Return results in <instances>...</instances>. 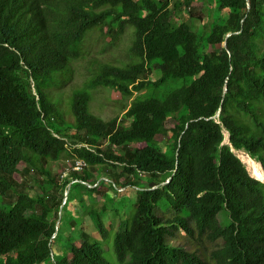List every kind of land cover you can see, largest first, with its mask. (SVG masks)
I'll return each instance as SVG.
<instances>
[{"label":"trees","instance_id":"trees-1","mask_svg":"<svg viewBox=\"0 0 264 264\" xmlns=\"http://www.w3.org/2000/svg\"><path fill=\"white\" fill-rule=\"evenodd\" d=\"M197 1L215 6L199 25L188 9ZM94 31L112 43L133 37L134 62L99 65L64 111L55 88L72 79ZM179 80L185 85L165 100L145 93ZM98 89L143 95L126 118L104 121L90 112ZM224 129L264 165V0H0V264H55L72 181L81 180L70 200L80 185L91 200L103 196L104 213L120 212L115 187L140 188L139 174L152 175L151 190L139 191L136 214L115 238L120 264H264V182L223 145ZM70 158L91 170L63 180L51 163ZM104 177L111 182L101 188L87 185ZM166 202L175 212L167 220L157 211ZM91 215L94 226L82 221L57 264H113L105 246L115 220ZM181 232L199 244L195 252L170 243Z\"/></svg>","mask_w":264,"mask_h":264},{"label":"rangeland","instance_id":"rangeland-1","mask_svg":"<svg viewBox=\"0 0 264 264\" xmlns=\"http://www.w3.org/2000/svg\"><path fill=\"white\" fill-rule=\"evenodd\" d=\"M194 9L196 15L201 17L203 22H206L210 17H212L213 9L209 6L197 4L194 6ZM196 24H201V20L197 19ZM128 46V39L122 44L120 41L116 44H112L111 38L106 36L103 37L98 31L90 35L87 38L86 46L84 47V53L86 54V57L81 58L79 61L75 62L72 65V70L74 73L72 81L70 82V84H64L61 88L58 89L59 95L64 101L63 107L67 105L68 99L71 98L73 90L79 89L83 86L85 87L89 79L93 77L94 72L98 69L99 65L112 64L120 66L129 63L130 56ZM155 79H158V77L155 76ZM185 83V80H179L177 82H173L172 86H170V89L163 90L153 89L152 87L148 90L149 94H147V97L165 100L172 91L184 86ZM91 94L93 98L92 107L90 108L91 114L96 115L105 121H111L118 117L124 118V116L126 115L125 112L129 109L130 106H132L134 100L143 95H137L132 100H125L123 99L121 94L115 91L95 90L91 91ZM69 121H71V119H69ZM170 125L171 127H173L174 123L171 122ZM226 135L228 141L229 134L227 133ZM160 140H163V138H160ZM237 155L244 160L250 172L252 173V175H254L252 170L253 167L247 161L248 155L245 152H239L237 153ZM73 161L74 159L70 158L65 160V163L63 162L61 164H54V171L58 174H62L65 168L67 166H70ZM23 167L24 165L21 166V169ZM138 178L142 179L144 182H148L151 180L152 175L139 174ZM18 179L21 180V177L18 176ZM262 179H264V175ZM144 182L141 184L142 188L145 187ZM138 190L136 188L130 187L126 192H121V190L117 191L119 196L118 204H123L120 207V212L115 211L102 214L104 222L110 223L112 222V218L115 219L114 227L109 226V231L111 233V235L107 239L109 248L105 246L106 257L113 264H120L114 249L115 238L137 212V202L139 194ZM72 192L73 195L70 204L64 206L65 209L62 210L64 214L60 213L61 216H59L60 221H62L63 229L56 246V249H58V259H61L64 256V253L70 249L73 239L74 241H77L81 238V227L83 222L80 213L82 214V209L84 210V208L82 207V204L77 202V199L86 198L87 200L88 198H90L85 188L80 185H75ZM97 201L98 203L92 206V209H98L101 211L106 203L102 201L101 198H98ZM158 214L159 216L167 220L170 219V217H173L174 212L171 205L166 202L158 208ZM225 217L226 213L224 211H221L218 215V218L221 221ZM87 220L90 222L89 217L87 218ZM72 222H76V224L71 228ZM88 229L91 230L92 227L89 226ZM170 240V243L172 245L185 248L186 250L191 252H194L199 248V244L195 240H191L190 238L186 237V234L184 232L179 233L174 238L171 237Z\"/></svg>","mask_w":264,"mask_h":264},{"label":"clouds","instance_id":"clouds-1","mask_svg":"<svg viewBox=\"0 0 264 264\" xmlns=\"http://www.w3.org/2000/svg\"><path fill=\"white\" fill-rule=\"evenodd\" d=\"M161 1H164V0H161ZM170 1V3H171V5L172 4H174L175 2H180V0H169ZM197 4H201V5H203V6H209L210 8H212L213 9V14L215 13V6H213V5H209V3H208V5H205L203 2H199V1H197L196 3H194L191 7H188V9L189 10H191V11H193L194 10V6L195 5H197ZM249 9H250V7H249ZM198 18V17H197ZM198 19H200V18H198ZM201 20V19H200ZM201 23H204L202 20H201ZM94 32H96V31H94ZM94 32H92L90 35H92ZM99 33H100V31H98ZM240 32H238V33H229L228 35H227V37H226V41L224 42V47H227V40H228V38L229 37H231V36H233L234 34H239ZM101 34V33H100ZM89 35V36H90ZM102 35V34H101ZM88 36V37H89ZM103 37H105L104 35H102ZM106 37H109L110 38V36H106ZM129 40V46H128V51H129V56H130V62L129 63H133L134 62V60L132 59V57H131V55H130V49H131V47H132V42H133V37H131L130 35H127V34H125L124 36H123V41H120L121 42V44L123 43V42H125L126 40ZM112 40V39H111ZM87 41V40H86ZM113 41V40H112ZM119 42V41H118ZM112 44H116L115 42H113ZM85 46H86V43H85ZM84 46V47H85ZM86 57V54L84 53V48H83V57L82 58H85ZM79 61V60H78ZM129 63H127V64H129ZM127 64H125V65H127ZM112 65V64H111ZM113 66H117V67H123L124 65H120V66H118V65H113ZM72 78H73V76H72ZM156 80L154 77H150L149 78V81H151V80ZM158 79H159V77H158ZM65 80H66V83L65 84H70V82L72 81V79H70V77L68 78V79H66L65 78ZM32 83H33V81H32ZM34 84V83H33ZM59 88H61V86H56V88H55V90H56V92H57V99H59L58 101L54 98V97H52V101L53 102H55V104H58L59 105V107H60V109H62V110H64L65 111V109H66V107H67V105L66 106H64L63 107V105H64V101L61 99V97H60V95H59V92H58V89ZM76 90V89H75ZM98 90H105V89H98ZM98 90H96V91H98ZM227 90H228V88L226 87L225 88V93H227ZM107 91H110V90H107ZM115 92H117V91H115ZM146 92H148V91H145V93ZM117 93H119V92H117ZM119 94H121V93H119ZM142 93H136V95L133 97V98H125V97H123L122 95V97H123V99H125V100H132V99H134L137 95H141ZM37 94H36V90L35 89H33V96H36ZM72 95V94H71ZM71 98H69L68 99V101L70 100ZM92 101H93V98H92ZM136 101V99L134 100V102ZM134 102H133V104H134ZM67 104H68V102H67ZM133 104H132V106H133ZM132 106H130L129 107V109L125 112L126 113V115H127V113L130 111V109L132 108ZM91 107H92V104H91ZM126 115L124 116V118H126ZM220 115H221V110H219L218 111V113L216 114V116L214 117L215 119H219V117H220ZM94 116H96V115H94ZM97 118H99V119H101L100 117H98V116H96ZM119 118V117H118ZM121 119H123V118H121ZM103 120V119H102ZM105 121V120H104ZM229 134V137H228V141H227V135L226 134ZM224 134H225V140H224V142H223V145H229V146H231V148H232V152L233 153H235L236 155H237V153L236 152H245L247 155H248V157H250L251 159H253L255 162H259L260 163V166H261V171H262V174L264 175V169H263V167H264V165H263V163L260 161V160H258V159H256V158H253V157H251L246 151H244V150H241V151H238V150H236L233 146H232V144H231V139H230V133H229V131L228 130H226V129H224ZM68 147V146H67ZM238 156V155H237ZM239 157V156H238ZM242 161H243V163L246 165V167H247V169H248V171H249V173H250V175H251V177H253V178H255V179H257V180H260V181H262V182H264V179H262V178H258V177H256V176H253L252 175V173L250 172V170H249V168H248V166H247V164L244 162V160L241 158V157H239ZM64 161H62L61 163H63ZM61 163H59V164H61ZM65 163V162H64ZM258 163V164H259ZM57 164V163H56ZM22 165H24L23 163L21 164V166ZM53 165L54 164H52L51 163V168L54 170V167H53ZM21 166H20V168H21ZM25 166V165H24ZM24 168V167H23ZM22 168V169H23ZM86 170H91V165H90V163H88L86 160H83V159H77V160H74L73 162H72V164L70 165V166H67L66 168H65V170L63 171V173L62 174H59V175H61L62 176V179L63 180H66V179H68V178H70V177H72L71 176V173H73V172H78V173H81V172H83V171H86ZM55 172V171H54ZM56 173V172H55ZM58 174V173H57ZM150 175V174H149ZM18 176H20V175H18ZM99 176V174L97 173L96 174V177H98ZM21 177V176H20ZM263 177V176H262ZM75 181V180H74ZM74 181H72V183H70L69 185H68V187H67V190L64 192V195H65V197H64V200H63V203H62V206H61V208H60V213H62V214H64V212L62 211V210H64L65 209V207L64 206H66V205H68V204H70L69 202H71V200H70V198H69V195H70V192H71V189H72V186H73V183H74ZM103 181H108V182H111V180L109 179V178H106V177H104L103 179H101L98 183H88L87 185L90 187V188H101L100 187V184L103 182ZM18 182H22V177H21V180H19L18 179ZM75 182H81V180H77V181H75ZM144 182V181H143ZM149 182V181H148ZM148 182H144L145 183V187H140V188H136L138 191H140V189H144V190H141V191H148V190H151V188H150V185L148 184ZM169 182H171V180L170 181H168L167 183H169ZM125 183V182H124ZM166 184V183H165ZM119 185H117L116 187H115V190L117 191H120L121 190V192H126L127 190H128V188H130V186H127V187H122V186H120V187H118ZM134 188V187H133ZM159 188V186H157V187H154L153 189H158ZM73 195V194H72ZM99 198H101V200L102 201H104L102 198H103V196H100ZM98 198L97 199H95V200H90V198H88L87 200H86V202L85 203H83V202H81V200L80 199H77V202L78 203H80V204H82V207L84 208V210L82 209V221L84 222V224L85 225H93L94 226V224H95V222H94V219H93V217H92V215H91V212L92 211H96V212H98V213H100L101 215L102 214H104V207H103V209L100 211V210H98V209H92V206H94L95 204H97L98 203ZM105 202V201H104ZM88 207V208H87ZM160 207V206H159ZM172 207V206H171ZM111 208H113V207H111ZM172 210H173V212H174V209H173V207H172ZM157 211H158V209H157ZM108 212H113L112 210L111 211H108ZM221 212V211H220ZM220 212H218L217 213V219H218V221H220V224L222 225V226H225L226 224H227V222H228V216H227V213H226V217L221 221V220H219V218H218V215H219V213ZM60 213H59V216H61L60 215ZM159 215V214H158ZM173 216H175V212H174V214H173ZM90 218V222L87 220V218ZM161 217V216H160ZM113 220H115L114 218H112ZM63 227V225H62V221H60V219H59V222H58V226H57V232H56V234H55V236H54V239H56L58 236H59V234H61L62 233V228ZM185 233V232H184ZM186 234V233H185ZM186 236H187V234H186ZM178 247V246H177ZM57 250L58 249H55L54 251H53V261L55 262V264H57V260H59L58 259V252H57ZM69 251V250H68ZM67 251V252H68ZM188 251V250H187ZM196 251V250H195ZM194 251V252H195ZM67 252H65L64 254H66ZM189 252H191V251H189ZM72 252H70V256H71V258H72Z\"/></svg>","mask_w":264,"mask_h":264},{"label":"bare ground","instance_id":"bare-ground-1","mask_svg":"<svg viewBox=\"0 0 264 264\" xmlns=\"http://www.w3.org/2000/svg\"><path fill=\"white\" fill-rule=\"evenodd\" d=\"M239 153V152H237ZM242 156V155H241ZM240 157V156H239ZM247 161L251 164V166L253 167V176H256L258 178H262L263 174L261 171V166L260 164H258L257 162H255L253 159H251L250 157H247Z\"/></svg>","mask_w":264,"mask_h":264}]
</instances>
